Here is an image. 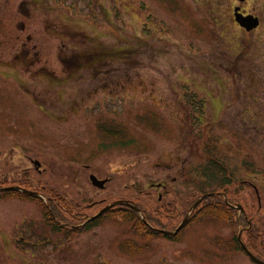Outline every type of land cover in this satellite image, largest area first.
Here are the masks:
<instances>
[{"label":"rangeland","instance_id":"obj_1","mask_svg":"<svg viewBox=\"0 0 264 264\" xmlns=\"http://www.w3.org/2000/svg\"><path fill=\"white\" fill-rule=\"evenodd\" d=\"M165 176L211 194L177 242L107 217L60 244L40 200L0 194V264H257L233 240L246 216L264 227V0H0V186L46 181L89 215L128 197L162 221ZM31 227L38 245L14 240Z\"/></svg>","mask_w":264,"mask_h":264},{"label":"flooded vegetation","instance_id":"obj_2","mask_svg":"<svg viewBox=\"0 0 264 264\" xmlns=\"http://www.w3.org/2000/svg\"><path fill=\"white\" fill-rule=\"evenodd\" d=\"M13 182H16V181H13ZM41 182H43V180H41ZM191 182H192L191 178H186V180L183 181V179L178 180L177 176H174V177L165 176L161 180H159L157 183H154V185L152 186L153 187L152 189L154 190L155 193H157V201L155 202V210L157 213H159L161 216L164 217L162 218V221H159L158 218L156 219L155 217L153 218V221H152V219L149 216H147L145 209L139 207V205L136 204L135 201L130 200L128 197L127 198L121 197V198L115 199L114 202L115 201H128L134 205H137L141 209L143 216H141L133 208L126 206V205H117L115 207H112L109 210H107L104 214L106 213L112 214V215L122 214V213L124 214V213H127L129 210H133L141 217V220L144 223V227L146 228L147 233H150L149 234L150 236L148 238H151V236L153 235L155 236L158 235L159 236L158 238H162L165 241L177 242V239H182V236H183L182 234L188 228L191 222V218L194 213V210L192 209L193 204H194L193 195L191 192H188V188L191 187ZM10 185L23 187L16 183H12ZM106 185L107 183L105 184V188H106ZM181 186L185 188L184 190L185 195H183L182 194L183 192L181 191L180 193L176 191V190H182L180 188ZM38 187H39V190L34 189V191H37L44 196V199H41V198H37V199L42 202L43 208L45 207L44 208L45 211L41 213L42 215H40L41 220H42L41 225L42 226L46 225V227L52 231V234L58 236L60 244L65 242L66 238H68L67 236H69L70 233H73L74 231L76 232L82 226L85 227L84 229H90L94 227L93 225H94L95 219L89 221V218L97 213L96 212L92 215H89V211H92L94 209L93 207H95L94 203L92 204L90 203L86 205L85 206L86 208L84 209L79 207L75 213L73 212L71 213L69 211V208H70L69 206L72 205L71 201L65 195H63L60 191H58L57 193H54L56 195L52 197V196H49V194L45 190V187H47L46 181L43 183L38 182ZM23 188H26V187H23ZM26 189L32 190V188H26ZM183 198H185L184 201H183ZM66 199L68 200L66 201ZM109 203L110 202L106 203V201L103 200L101 203L96 204V206H100V207L102 206V208H104ZM172 203L175 205L174 208L171 206ZM51 204L52 205L56 204L55 210H53V207L50 206ZM165 208L166 210H164ZM167 208L170 210H173L174 213L173 212L169 213ZM244 212L245 211H241L242 214H244ZM66 213L67 214L71 213V214L70 216H67ZM49 214L51 215V217L49 216ZM104 218H107V217L105 216L102 217L101 215L100 218L97 220H102ZM185 218H187V222L180 228V230L176 232L175 234H170L169 232L175 231L180 226V224ZM245 219L248 220L247 216L245 217ZM248 222L251 227V223L249 220ZM87 226H90V227L88 228ZM239 227H240L239 232L241 233V236L247 229L250 228V227H242V226H239ZM34 230L35 228L31 227L29 231H26V230L25 232L21 231L18 234V238L14 240L17 243L18 242L21 243L23 241V242H26L25 244H35L36 243L38 245V243H40L39 241H36V242L32 241L33 240L32 236H34L33 234H36V236H38V233L33 232ZM238 235L236 239L233 240L234 247L238 246L239 248L242 249V250L238 249V251H243L245 254H247V252L245 251V249L243 248L241 244V241L239 240ZM245 245L251 252H253V250L250 247H248L246 243Z\"/></svg>","mask_w":264,"mask_h":264},{"label":"trees","instance_id":"obj_3","mask_svg":"<svg viewBox=\"0 0 264 264\" xmlns=\"http://www.w3.org/2000/svg\"><path fill=\"white\" fill-rule=\"evenodd\" d=\"M115 53H118V52H115ZM108 56H109V53H108V51H106V52H104V53H102V56L100 55V56H98L99 58V60L101 59V60H108ZM121 135H123V133H122V131H120V132H117L116 130H112V131H109V136H112L111 138H121L122 136ZM219 166L216 164V163H214L213 165H211V166H209L208 168H207V171L211 174V177L212 176H214V175H216V173L218 172L217 171V169L219 170ZM220 172H221V168H220V170H219ZM227 181H229V180H227ZM13 183H16V184H19V185H21V186H23V187H26V188H32V187H30L29 185V183H27V181L26 182H23V181H17V182H13ZM12 184V183H11ZM49 185V184H48ZM47 185V187H45V190H46V192L47 193H49V195H52V197L53 196H55L56 194H54V193H57L59 190H55L53 187H51V185H49L48 186ZM223 186L225 185V186H229L230 185V183L228 182H226V184H222ZM2 186H5V185H2ZM1 187V186H0ZM0 194H6V195H11V196H13V195H16V196H19V197H26V195L25 194H23V193H21V192H18V191H7V192H3V193H0ZM67 197V196H66ZM68 199H66V201H67ZM212 201H218V199L217 198H214V199H212V198H207V200H205L203 203H202V205H204V204H207V203H209L208 205H207V210L209 211V210H211V208H212V210H215L214 212H211V213H214L213 215H220V216H222V215H224V210L223 209H225L226 207H227V204H226V202L224 201V202H217V203H213ZM54 205V204H53ZM69 205V204H68ZM67 205V206H68ZM70 208H69V211L72 213H75L77 210H78V208L79 207H81V206H74L75 208H72L71 206H69ZM84 208H86V207H84ZM223 211H222V210ZM260 209H261V207H260ZM218 210H221V211H218ZM261 211V210H260ZM69 214V213H68ZM257 214H258V212H257ZM120 215V216H119ZM49 216L51 217V215L49 214ZM56 216H57V214H56ZM70 216V215H69ZM103 216H105V217H120L121 219H123L124 221H129V222H132V223H134L135 224V228L136 229H138V231H143L144 232V234H145V236H147V237H149L150 235V233H147V231H146V228L144 227V223L142 222V220H141V217L135 212V211H133V210H129L127 213H122V214H102V217ZM100 218V217H99ZM99 218H97V219H99ZM223 218V217H222ZM97 219H95L94 221V225L93 226H95V225H97V223L100 221V220H97ZM261 221H264V219H263V217H261V219H260ZM245 221L249 224V222H248V220H246L245 219ZM258 223H259V221H258ZM257 223V225H251V227L247 230V235H248V238H249V241L248 242H246L247 244H248V246L254 251V249H253V247L250 245V243L249 242H252L253 240H255L254 238L256 237V239L258 240V238H257V234H258V231H261L262 229H264V227H261V224H258ZM263 224V223H262ZM264 225V224H263ZM88 228L90 227V226H87ZM85 227L84 226H82L79 230H77V231H80V230H85L84 229ZM76 231V232H77ZM72 232V231H71ZM75 232V231H74ZM146 232V233H145ZM258 245V244H257ZM237 248L238 249H240V250H242L241 248H239L238 246H237ZM262 249H263V247H262ZM264 250V249H263ZM254 254L256 255V256H258V257H260L261 259H263L264 260V256H259L256 252H254ZM263 254H264V252H263Z\"/></svg>","mask_w":264,"mask_h":264},{"label":"water","instance_id":"obj_4","mask_svg":"<svg viewBox=\"0 0 264 264\" xmlns=\"http://www.w3.org/2000/svg\"><path fill=\"white\" fill-rule=\"evenodd\" d=\"M236 20L243 26H245L247 28V30H250L252 28H254L255 26L258 25L259 20L258 18H254L252 16H242L240 15V13L238 12V9H236ZM37 165L40 164L39 161H36ZM90 180L93 183V185L104 188L105 187V183L107 180H100L96 175H91L90 176ZM9 190H15V191H20L24 194H26L27 196H32V197H36V198H41L44 199V196L34 190H29L20 186H8V187H3L0 188V192L2 191H9ZM211 194H205L203 195L201 198L198 199V201H196L192 207V209L194 210L195 207H197V205H199V203L201 202L202 199L208 197ZM116 205H126V206H130L133 209H135L141 216H143L142 211L136 206L133 205L131 203H129L128 201H115L111 204H108V206L104 207L102 210H100L96 215L92 216L89 218V220H94L97 217H99L101 214H103L104 212H106L107 210H109L110 208L116 206ZM240 211H244L243 206L241 205H237L236 206ZM187 222V218H185L182 223L180 224V226L172 232H169L170 234H175L176 232H178L180 230V228ZM239 240L242 242L241 239V233L239 232ZM243 248L245 249V251L247 252V254L250 256V258L252 260H254L255 262L259 263V264H264V261L260 258H258L257 256H255L247 247L246 245L242 242Z\"/></svg>","mask_w":264,"mask_h":264}]
</instances>
